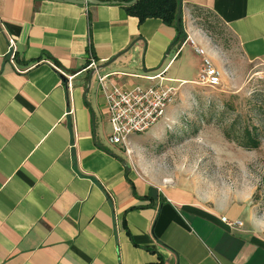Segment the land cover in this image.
Listing matches in <instances>:
<instances>
[{
    "label": "crops",
    "instance_id": "crops-1",
    "mask_svg": "<svg viewBox=\"0 0 264 264\" xmlns=\"http://www.w3.org/2000/svg\"><path fill=\"white\" fill-rule=\"evenodd\" d=\"M99 1L0 0V264H264L253 190L196 194L163 178L145 139L110 141L113 85L146 87L160 72L165 85L187 84L201 57L172 46L175 26L107 3L130 0ZM181 2L186 38L219 71L264 63V0ZM197 10L226 25L242 66L199 27ZM89 52L102 67L85 95Z\"/></svg>",
    "mask_w": 264,
    "mask_h": 264
},
{
    "label": "rangeland",
    "instance_id": "rangeland-1",
    "mask_svg": "<svg viewBox=\"0 0 264 264\" xmlns=\"http://www.w3.org/2000/svg\"><path fill=\"white\" fill-rule=\"evenodd\" d=\"M195 15L211 41L230 61L242 66L239 48L226 25L204 10ZM243 70V75L220 71L217 87L198 84V75H191L190 83H177L167 118L129 139H145L156 168L171 184L208 198L224 190L242 195L253 190L252 202L264 209V135L254 150L242 148L224 135V130L236 133L252 125L263 131L259 107L264 100V63H248Z\"/></svg>",
    "mask_w": 264,
    "mask_h": 264
},
{
    "label": "built area",
    "instance_id": "built-area-1",
    "mask_svg": "<svg viewBox=\"0 0 264 264\" xmlns=\"http://www.w3.org/2000/svg\"><path fill=\"white\" fill-rule=\"evenodd\" d=\"M183 44L190 45L194 52L201 57V68L197 83L207 87L220 85L221 72L213 65L205 49L191 38H186L181 43V45ZM16 52V47L10 41L7 56L12 63L16 61ZM96 66L97 62L89 52L86 70L96 68ZM15 70L19 71L16 66ZM162 74L163 72H160L147 77L148 80L155 82L146 87L134 86L123 89L113 85L109 89L106 95V105L111 126L110 141L112 143L120 144L126 148L129 135L146 132L163 118L167 108L174 100L176 88L172 85L163 84ZM68 79H71V77ZM99 82L101 88H104V77L99 78ZM222 221L227 222L225 218H222Z\"/></svg>",
    "mask_w": 264,
    "mask_h": 264
},
{
    "label": "trees",
    "instance_id": "trees-1",
    "mask_svg": "<svg viewBox=\"0 0 264 264\" xmlns=\"http://www.w3.org/2000/svg\"><path fill=\"white\" fill-rule=\"evenodd\" d=\"M123 7L126 13L136 17L139 23L148 18H158L164 25L175 26L178 0H137L133 5H124ZM176 30L177 38L172 43V46H179L186 39L181 20L180 26ZM259 110L264 116V100H262ZM262 129L264 131V123ZM263 131L252 125L251 127L245 126L242 130L236 131V133L231 130H224V135L229 140L236 141L238 146L247 150H254L260 146V138L264 135Z\"/></svg>",
    "mask_w": 264,
    "mask_h": 264
},
{
    "label": "water",
    "instance_id": "water-1",
    "mask_svg": "<svg viewBox=\"0 0 264 264\" xmlns=\"http://www.w3.org/2000/svg\"><path fill=\"white\" fill-rule=\"evenodd\" d=\"M67 2H72V3H78V4H84V3H90V4H102L104 2L99 1V0H65ZM137 0H130V1H112V2H107V3H116V4H121V5H125V6H129V5H133ZM181 0H178V8H177V15H176V20H175V27L179 28L180 26V20H181ZM177 38V36H176ZM176 38L174 39V41L176 40ZM136 41L132 42L130 44V46L126 49V51H128L134 44ZM170 49H168L167 53L169 52ZM119 55H116L115 57H113L111 60H115ZM102 66H96V68L90 69L88 74H87V86L85 89L84 94L86 95V92L88 91L90 84L92 82L93 76L95 75V73L101 69ZM125 165V162H124Z\"/></svg>",
    "mask_w": 264,
    "mask_h": 264
}]
</instances>
